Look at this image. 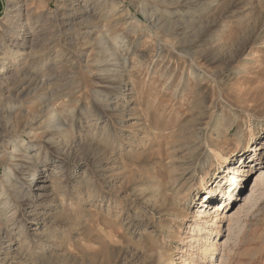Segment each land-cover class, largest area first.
Listing matches in <instances>:
<instances>
[{"label": "rangeland", "instance_id": "obj_1", "mask_svg": "<svg viewBox=\"0 0 264 264\" xmlns=\"http://www.w3.org/2000/svg\"><path fill=\"white\" fill-rule=\"evenodd\" d=\"M0 264H264V0H0Z\"/></svg>", "mask_w": 264, "mask_h": 264}, {"label": "bare ground", "instance_id": "obj_2", "mask_svg": "<svg viewBox=\"0 0 264 264\" xmlns=\"http://www.w3.org/2000/svg\"><path fill=\"white\" fill-rule=\"evenodd\" d=\"M10 33H12V30H10ZM199 68H201V67H199ZM199 78H201V76H198L197 77V79H199ZM121 118L123 120V115H122ZM121 118L118 119V122L121 121ZM109 128H110V124H109L108 121H106L104 123V125H103V131H102V133H104V135H107L108 132H109ZM107 136H109V135H107ZM214 154L217 157L219 156L218 153H214ZM244 163H245V160H244L243 164ZM243 169H244V167H239L235 171L234 175L229 180V190H228V192L226 194H224L225 195L224 200L220 201L218 204H216L214 206V212L213 213H216V215L214 217V222H212L211 227L209 229H207L208 230L207 231L208 233L212 234V231L217 230V228L219 227L218 225L221 223V220H224V218H223V216L225 215V213L223 212L224 209L227 208L228 207L227 205L230 204L232 201H235L237 198H239L238 197L240 195L239 193H240V191L243 188L242 184L239 183V181H240L239 178L244 175V172L245 171ZM207 177H209V173L207 174ZM201 182L202 183H201V187L200 188L204 192L208 191L207 188L209 186H211V185L207 184L208 183L207 179L205 177H203ZM219 182H217V184L215 186L216 190H214V191L213 190L212 191H208L207 194H208L209 197H207V199H206L207 201H205L204 203H207L208 201H210V202L216 201V199L214 198L213 195L216 194V193H219L220 194L222 192V190H221V184H219ZM190 199H191V197H190ZM223 207H225V208L223 209ZM221 210H222V212H221ZM198 217H199V222H197V225L194 227V230H193V231H195V235L200 234L203 230H205L207 228V225L209 224L208 218H210V216L207 215L206 209L205 210L198 211ZM217 220L219 221V223L217 222ZM215 234H216V232H215ZM212 247H216V245H212ZM203 253L206 256V254L208 253L207 248L204 249Z\"/></svg>", "mask_w": 264, "mask_h": 264}]
</instances>
